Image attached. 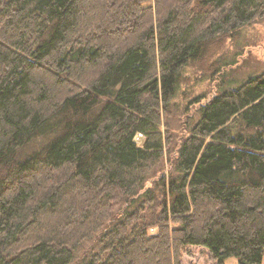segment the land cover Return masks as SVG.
<instances>
[{"label": "trees", "instance_id": "1", "mask_svg": "<svg viewBox=\"0 0 264 264\" xmlns=\"http://www.w3.org/2000/svg\"><path fill=\"white\" fill-rule=\"evenodd\" d=\"M263 14L0 0V264H182L188 246L264 264V69L183 91L177 139L170 123L186 68L219 75L215 54Z\"/></svg>", "mask_w": 264, "mask_h": 264}, {"label": "rangeland", "instance_id": "2", "mask_svg": "<svg viewBox=\"0 0 264 264\" xmlns=\"http://www.w3.org/2000/svg\"><path fill=\"white\" fill-rule=\"evenodd\" d=\"M236 35L234 40H226L218 53L215 54L218 57L223 56L227 62L219 75H212L209 72L204 73L196 66L186 68L189 82L187 85L180 87L174 99L176 104L173 107V115L170 118L172 131L174 136H177L176 139L180 137L183 130L182 123L187 118L185 113L187 101L183 98V91L190 92L192 96L200 94L204 96V101L219 89L222 73L225 79H235L236 83H238L248 75L264 69V14L251 23L242 26ZM194 106L190 109L192 110ZM142 139L143 136L141 134H135L134 141L137 144H140ZM150 184V182L147 183V185ZM181 261L182 264H213L208 251L201 246L186 247L182 253ZM235 263V258H229L226 261V264Z\"/></svg>", "mask_w": 264, "mask_h": 264}]
</instances>
